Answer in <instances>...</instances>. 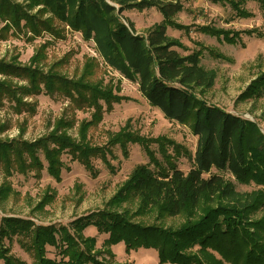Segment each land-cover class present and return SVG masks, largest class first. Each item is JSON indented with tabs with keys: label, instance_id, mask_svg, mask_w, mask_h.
<instances>
[{
	"label": "trees",
	"instance_id": "obj_1",
	"mask_svg": "<svg viewBox=\"0 0 264 264\" xmlns=\"http://www.w3.org/2000/svg\"><path fill=\"white\" fill-rule=\"evenodd\" d=\"M209 1H227L239 16H250L242 5L255 1L264 21V0ZM152 7L162 14L163 23L145 34L138 33L134 23L123 16L126 10ZM183 8L182 0H0V40L10 32L32 38L42 33L60 36L68 27L92 41L105 65L137 84L165 118L188 127L197 137L192 153L170 137L152 139L126 125L111 132L105 144H93L88 130L125 98L119 91L110 83L68 78L53 68L45 71L36 63L41 53L27 66L0 61L4 76L0 106L7 99L20 111L23 97L46 93L66 96L79 109L94 110L77 137L68 133L75 124L71 118L58 120L50 133L33 141H0V164L8 175L14 171L25 174L45 161L47 172L60 180L67 154L96 177L94 160L101 159L114 172L110 159L115 158V147L127 156L129 144L142 146L149 159L135 166L105 208L81 215L69 226L0 216L3 264H27L11 254L5 240L13 237L31 254L32 264H124L115 262L111 248L119 243H124L126 252L155 250L159 264H264V133L257 121L205 100V93L215 86L217 71L202 64V49L182 54L178 49L187 48L167 33L168 26L189 31L175 20ZM197 31L228 44H236L242 34L264 37L258 28L234 31L201 25ZM208 52L227 59L213 49ZM11 76L26 84L13 85ZM263 96L264 71L238 100L256 101ZM180 157L192 162L187 172L178 167ZM213 169L230 176L212 174ZM236 182L254 189L240 191ZM181 216L185 220L177 227L163 224L167 218ZM146 219L160 220L163 226ZM87 228L107 235L104 249H97L96 235H85ZM47 247L58 248L60 259L48 256ZM104 252L108 258H101Z\"/></svg>",
	"mask_w": 264,
	"mask_h": 264
},
{
	"label": "rangeland",
	"instance_id": "obj_2",
	"mask_svg": "<svg viewBox=\"0 0 264 264\" xmlns=\"http://www.w3.org/2000/svg\"><path fill=\"white\" fill-rule=\"evenodd\" d=\"M184 8L175 18L176 22L188 27L175 28L168 26L169 36L178 39L187 50L178 49L182 54L202 49L201 62L207 68L217 71L215 86L204 95L205 100L233 114L257 121L264 133V96L256 101H240L238 96L253 79L264 71V37L242 34L236 44H228L217 37L197 31L201 25L222 29L242 31L258 28L264 31V21L259 4L247 1L242 5L250 16H239L227 1L212 3L209 0H182ZM123 16L132 21L138 33L145 34L156 24L163 23L162 14L154 7L139 11L126 10ZM205 47V48H204ZM208 49L222 53L227 59L212 57ZM41 53L38 66L43 70L55 69L68 78H84L93 83H110L125 98L113 105L109 112L102 115L97 125L88 130L93 144L103 145L111 132H117L126 125L134 131L155 139L167 136L186 147L192 153L197 146V137L188 127L165 118L156 107L151 106L140 93L138 85L122 78L120 74L105 65L95 52L94 43L85 41L81 34L65 27L62 35L52 36L42 33L36 38L27 35L8 33L0 40V61L14 62L27 66L32 57ZM0 79L4 76L0 74ZM9 81L18 85L25 82L15 77ZM24 107L16 111L14 103L4 99L0 106V141H33L50 133L58 120L74 119V127L69 134L77 137L83 122L92 119L93 109H79L68 97L60 94H35L23 97ZM156 148V145H152ZM115 158L110 159L114 172H111L101 159L94 160L98 170L96 177L85 169L77 160L63 156L66 167L62 170L61 179L53 178L42 166H34L27 173L16 171L11 175L0 164V216H15L32 220L35 224H54L69 226L75 218L106 207L119 186L139 164H147L149 159L139 144H129L128 154L124 156L119 146L114 149ZM192 162L186 157L178 159V167L187 172ZM224 173L216 169L212 174ZM209 174H204L207 177ZM10 188L7 195L3 192ZM240 191H250L253 185L236 182ZM127 206V205H126ZM148 222L162 225L160 220L146 219ZM185 220L167 218L163 224L177 227ZM95 229V228H94ZM87 228L85 235H96L97 249H102L106 234H99L96 229ZM11 254L32 264V256L23 250L18 238L5 240ZM101 247V248H100ZM115 262L124 264H159L158 254L153 249L139 248L126 252L124 243L112 246ZM104 249V248H103ZM48 256L60 259L59 249L47 247ZM103 251V250H102ZM101 258H108L104 252ZM0 264L3 261L0 260Z\"/></svg>",
	"mask_w": 264,
	"mask_h": 264
}]
</instances>
